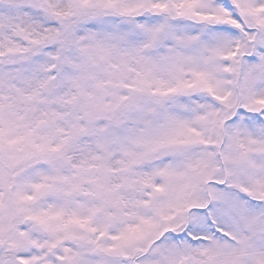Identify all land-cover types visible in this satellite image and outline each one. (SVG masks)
Masks as SVG:
<instances>
[{"label": "snow or ice", "instance_id": "1", "mask_svg": "<svg viewBox=\"0 0 264 264\" xmlns=\"http://www.w3.org/2000/svg\"><path fill=\"white\" fill-rule=\"evenodd\" d=\"M0 264H264V0H0Z\"/></svg>", "mask_w": 264, "mask_h": 264}]
</instances>
